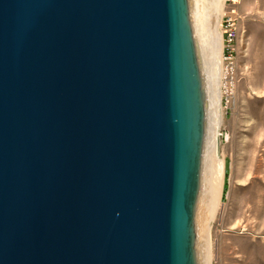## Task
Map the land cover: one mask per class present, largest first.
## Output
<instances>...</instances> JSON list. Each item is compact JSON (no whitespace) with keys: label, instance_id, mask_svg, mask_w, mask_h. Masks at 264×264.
<instances>
[{"label":"water","instance_id":"obj_1","mask_svg":"<svg viewBox=\"0 0 264 264\" xmlns=\"http://www.w3.org/2000/svg\"><path fill=\"white\" fill-rule=\"evenodd\" d=\"M197 4L0 0V264H204Z\"/></svg>","mask_w":264,"mask_h":264},{"label":"rangeland","instance_id":"obj_2","mask_svg":"<svg viewBox=\"0 0 264 264\" xmlns=\"http://www.w3.org/2000/svg\"><path fill=\"white\" fill-rule=\"evenodd\" d=\"M214 3L198 0L197 7L210 19ZM224 7V14L231 10ZM236 10L235 59L223 60L219 78L211 71L213 93L221 95L213 137L225 175L215 220L203 236L204 264H264V0H240Z\"/></svg>","mask_w":264,"mask_h":264},{"label":"bare ground","instance_id":"obj_3","mask_svg":"<svg viewBox=\"0 0 264 264\" xmlns=\"http://www.w3.org/2000/svg\"><path fill=\"white\" fill-rule=\"evenodd\" d=\"M225 0H215L213 4L215 17L208 18L200 14L198 19L199 36L201 39L202 50L207 54L209 69L219 78L223 64V40L221 25ZM219 74V75H218ZM217 80V79H216ZM217 89L215 90V92ZM217 97V98H216ZM216 99V101H215ZM211 109L213 110V122L215 119V131L220 127V119L216 116L221 95L212 93L210 98ZM218 118V122L216 121ZM217 122V123H216ZM218 126V128H217ZM206 171L204 180L203 197L200 209V220L203 224L212 223L215 220L217 209L221 203V196L224 187L225 162L218 155V148L215 139L211 141L210 151L206 157Z\"/></svg>","mask_w":264,"mask_h":264},{"label":"built area","instance_id":"obj_4","mask_svg":"<svg viewBox=\"0 0 264 264\" xmlns=\"http://www.w3.org/2000/svg\"><path fill=\"white\" fill-rule=\"evenodd\" d=\"M240 0H225V5L231 10L224 14L221 31L223 40V58L226 61H233L237 53V46L240 38V22L237 13V6Z\"/></svg>","mask_w":264,"mask_h":264}]
</instances>
